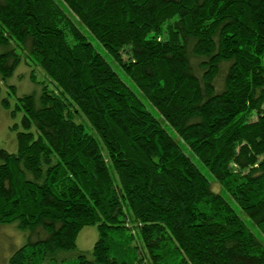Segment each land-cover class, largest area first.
<instances>
[{
  "label": "trees",
  "instance_id": "1",
  "mask_svg": "<svg viewBox=\"0 0 264 264\" xmlns=\"http://www.w3.org/2000/svg\"><path fill=\"white\" fill-rule=\"evenodd\" d=\"M22 63L48 82L0 149L8 264H264L227 199L264 236V0H0V81Z\"/></svg>",
  "mask_w": 264,
  "mask_h": 264
},
{
  "label": "rangeland",
  "instance_id": "2",
  "mask_svg": "<svg viewBox=\"0 0 264 264\" xmlns=\"http://www.w3.org/2000/svg\"><path fill=\"white\" fill-rule=\"evenodd\" d=\"M64 10L68 15L73 18L80 28L85 32L89 41L92 42L99 51L106 57V59L113 65V67L118 70L119 73H122L120 67L108 56V54L100 47L98 44L84 29L83 26L74 18L70 11L62 4ZM36 76L38 82H48L45 74L38 67L28 66L25 63L18 68L15 75L6 83L3 84L0 81L1 92H0V149H4L10 153H14L17 148V134L22 132V112L16 110V103L18 98L24 95H39L41 92V86L31 81V74ZM224 76V73H223ZM223 76L218 79V88L223 84ZM131 88L136 91L133 83L128 81ZM16 87V93L14 94L10 90L9 86ZM50 89H53V86H50ZM137 92V91H136ZM138 93V92H137ZM141 99L144 100L146 106L151 111H154L150 104L143 98L141 94L138 93ZM9 100V108H5L3 105V100ZM155 112V111H154ZM82 120V119H81ZM81 120H79L81 122ZM203 169V168H202ZM207 174V172L203 169ZM208 175V174H207ZM209 176V175H208ZM211 179V178H210ZM212 187L216 192H222L219 184H217L213 179H211ZM227 198V197H226ZM232 204L234 209L238 214H241L242 219L246 222L249 229L261 240L264 244V236L261 232L246 218V216L240 213L237 206L234 202L227 198ZM30 232H24L19 230L17 224L11 225H1L0 226V264H8L9 257L17 251L19 248L23 247L29 242ZM99 238V232L97 226H91L84 228L77 239V250L71 252H61L58 254L59 259H65L67 261H74L78 258L80 253L87 255L89 259L93 257V250L95 244Z\"/></svg>",
  "mask_w": 264,
  "mask_h": 264
}]
</instances>
